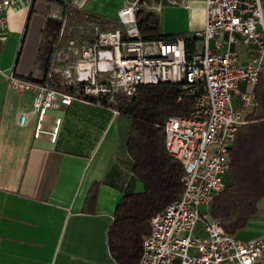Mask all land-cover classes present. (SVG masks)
<instances>
[{"label":"built area","instance_id":"built-area-1","mask_svg":"<svg viewBox=\"0 0 264 264\" xmlns=\"http://www.w3.org/2000/svg\"><path fill=\"white\" fill-rule=\"evenodd\" d=\"M88 1H46L36 54V64H45L41 82L7 76L11 89L33 94L31 110L19 115L18 125L26 127L33 118V140L44 136L55 144L63 120L50 112L73 102L104 107L101 101L116 96L131 100L145 85H179L177 101L193 99L190 115L168 117L161 128L166 152L183 168V190L150 218L136 264H264L263 237L241 241L210 215L230 173V150L259 108L254 90L264 69L262 0H204V25L190 37L197 41L190 55L187 37L142 38L139 0H125L113 21L88 13ZM11 5L0 0V40ZM161 10V4L152 8ZM238 40L251 54L246 63L237 61ZM197 225L203 236H194Z\"/></svg>","mask_w":264,"mask_h":264},{"label":"crops","instance_id":"crops-1","mask_svg":"<svg viewBox=\"0 0 264 264\" xmlns=\"http://www.w3.org/2000/svg\"><path fill=\"white\" fill-rule=\"evenodd\" d=\"M32 3L12 0L0 40V264H116L107 243L116 207L144 190L127 150L132 119L73 102L50 112L63 120L55 144L44 136L33 140V118L26 127L18 125L19 115L31 110L33 94L11 89L7 76L14 72ZM160 13V30L162 21L172 35L191 37L203 28L204 0L165 1ZM234 48L238 63L250 60L240 40ZM232 103L239 106L238 97ZM92 188L89 212L85 202ZM234 236L264 238V199Z\"/></svg>","mask_w":264,"mask_h":264},{"label":"trees","instance_id":"trees-1","mask_svg":"<svg viewBox=\"0 0 264 264\" xmlns=\"http://www.w3.org/2000/svg\"><path fill=\"white\" fill-rule=\"evenodd\" d=\"M37 1L33 0L31 15ZM262 3L264 7V0ZM136 18L139 33L144 39L175 36L161 33L160 23L153 12L138 10ZM196 42L194 38L185 39L188 55ZM25 80L41 82L39 77L33 76ZM254 93L259 102L253 117L255 122L239 131L228 156L230 173L225 179V188L214 199L210 212L213 218L222 220L224 230L230 235L246 228L264 196V69ZM179 94V85L162 83L141 86L131 100L116 96L110 101H101L105 108L132 119L127 150L134 162L133 174L144 186L141 193L121 199L107 232L108 250L116 264H136L139 261L142 238L149 229L150 218L176 201L182 193L183 168L166 152L161 128L168 117H189L193 99L182 96L177 101ZM95 195L92 188L86 198V211L92 212Z\"/></svg>","mask_w":264,"mask_h":264},{"label":"water","instance_id":"water-1","mask_svg":"<svg viewBox=\"0 0 264 264\" xmlns=\"http://www.w3.org/2000/svg\"><path fill=\"white\" fill-rule=\"evenodd\" d=\"M48 4L44 1H37L33 7V15L30 16L25 37L21 44V50L14 69L15 76L20 79H27L30 76L39 77L45 64H36L37 47L42 33L43 15L46 13Z\"/></svg>","mask_w":264,"mask_h":264},{"label":"rangeland","instance_id":"rangeland-1","mask_svg":"<svg viewBox=\"0 0 264 264\" xmlns=\"http://www.w3.org/2000/svg\"><path fill=\"white\" fill-rule=\"evenodd\" d=\"M57 2H66L67 0H53ZM78 2V0H74ZM179 2V0H139V10L152 13V8L158 4H164V2ZM125 0H89L85 6V10L93 15L100 17L101 19H107L109 21L115 20L117 10L124 4ZM173 7V6H167ZM154 15L160 19L161 13H154ZM182 21V18H181ZM168 27V26H167ZM161 30L164 34H173L171 31H166L162 25ZM228 178V177H227ZM194 236H203L200 225L194 230Z\"/></svg>","mask_w":264,"mask_h":264}]
</instances>
